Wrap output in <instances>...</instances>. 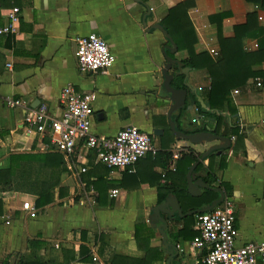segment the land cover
Segmentation results:
<instances>
[{
    "label": "crops",
    "instance_id": "0c3cea01",
    "mask_svg": "<svg viewBox=\"0 0 264 264\" xmlns=\"http://www.w3.org/2000/svg\"><path fill=\"white\" fill-rule=\"evenodd\" d=\"M184 1L0 0V26L8 23L6 15L12 8L20 11L16 32L0 36V167L8 165L11 155L59 154L44 136L28 132L22 111L8 108L4 100L22 99L34 108L46 105L57 118L63 111L61 91L68 86L78 93H95L92 134L112 139L120 130L135 127L155 148L131 169L109 170L94 165L90 154L85 164H77L81 147H76L72 161L86 167V172L78 173L63 159L61 195L56 189L53 202L36 208L34 219L28 218L22 204L34 205L31 186L38 184L43 168L45 180H52L55 164L46 159L45 167L40 168L37 158L26 162L18 169L25 177L21 189L3 199L0 264L7 255H12L15 264L28 256L48 264H109L112 255L129 258L118 264L137 260L143 264H202L205 251L191 247L197 235L195 216L202 213L191 212L212 205L220 192L234 204L235 246L264 239V51L260 50L264 46V8L246 0H189L185 15L195 38L193 67L186 64L187 50L175 44L162 24L168 10ZM250 12L256 13L252 27L256 31L242 38L240 46L244 52L261 55V60H252L254 76L230 90L222 110L212 109L209 70L221 58L218 26L224 39H232L235 28L246 23ZM218 16L222 18L218 20ZM158 25L176 45L175 53H170L171 43ZM90 34L100 37L115 58L105 73L89 75L78 70L75 41ZM167 57L189 69L186 79L178 75L176 65L167 72L173 76L171 86L186 93L183 107L170 117L172 101L163 88ZM231 66L233 73L241 74L246 63L236 58ZM213 114L221 116L218 129ZM169 120L181 133L210 132L228 138L229 146L202 158L209 147L220 142L194 145L179 140ZM175 150L184 155L173 171L170 164ZM195 163L192 177L202 180L208 189L198 188L200 194L193 197L186 178ZM209 173L217 176L210 185L203 180ZM114 189L119 193L111 198ZM168 197L179 201L182 216L175 214L164 230V241L156 229L153 209ZM160 216L167 218L164 213ZM32 240L42 244L30 246ZM93 253L97 261H92ZM256 264H264V260L258 258Z\"/></svg>",
    "mask_w": 264,
    "mask_h": 264
},
{
    "label": "built area",
    "instance_id": "2783aa9c",
    "mask_svg": "<svg viewBox=\"0 0 264 264\" xmlns=\"http://www.w3.org/2000/svg\"><path fill=\"white\" fill-rule=\"evenodd\" d=\"M19 13L18 8H12L7 13L8 23L0 26V36L16 32ZM75 44L76 62L81 73H105L113 65L114 56L97 35L78 37ZM256 86H261L259 81ZM95 98V93H78L69 86L64 88L59 98L63 111L57 118L49 113L46 105L34 108L22 99L8 98L4 101L8 108L22 111L23 123L28 132H35L42 138L46 135L50 146L60 153L66 162H70L78 173H85L87 170L72 161L78 146L81 147V154L75 161L77 164H85L87 155L90 154L94 165H103L109 170L131 169L146 155L155 152L151 139L135 127L120 130L112 139L92 134L90 113ZM180 155L178 150L172 154L171 170H175ZM118 193L119 191L114 189L110 191L109 196L115 198ZM21 208L29 217L34 218L37 214L36 208L30 202H24ZM194 228L197 235L192 240L191 247L205 251L202 264H256L258 258L264 260V239L241 247L235 246V208L231 198L225 194L222 201L212 210L195 216ZM92 256L93 261L98 260L95 253Z\"/></svg>",
    "mask_w": 264,
    "mask_h": 264
},
{
    "label": "trees",
    "instance_id": "16d2710c",
    "mask_svg": "<svg viewBox=\"0 0 264 264\" xmlns=\"http://www.w3.org/2000/svg\"><path fill=\"white\" fill-rule=\"evenodd\" d=\"M249 3H253L254 5H258L259 7L264 8V0H246ZM190 7L189 0H186L182 3H178L175 7L168 10L166 17L162 21L164 27L168 30L172 40L175 42L179 48H185L189 54V59L187 60L188 65L195 66L193 62V57H195L193 51V44L195 41L193 28L190 24V21L185 15V10ZM218 20L222 18V16L217 17ZM257 19L255 12H250L247 14L246 23L240 27H236L234 30V37L232 39H224L220 33V27L218 26V41L220 44L221 49V58L216 61L214 64H211L212 68L209 70V75L211 78V85L209 91V105L212 109L222 110V105L226 102V97L228 96L230 90L236 87V84L245 83L246 80L250 77H253L254 74L251 71V63L252 60H261V55L257 54L256 52H244L241 49L240 43L242 38L251 36L250 33L256 31V28H252L254 21ZM213 21L214 18H211ZM255 26V25H254ZM260 50L264 51V46L260 47ZM239 58L242 59L246 63V67L244 72L241 74L233 73L232 69V62L234 59ZM233 79H238L237 81L233 82ZM210 114V113H207ZM217 118V129L221 124V116H216ZM233 133L236 134L237 139L241 138L240 133L237 129H232ZM44 141L49 143V138L45 137ZM60 154V153H59ZM57 153L45 155V154H37L35 156L31 155H24V154H17L11 155L9 157V163L6 167H0V217L3 215V199L5 196H10L9 194L13 192H18L21 189L22 182L21 180L24 179V175L22 172L18 171V169L23 165L26 166V162L29 163L31 159L37 158L39 160V167H45L46 159L49 161H53L55 164V171L53 177L48 179V182L45 180V168L43 171H39L40 180H38V184H33L31 188H33V194L35 195L36 199L34 201L35 208H43L44 206L50 204L54 200V191L58 189L59 196L61 195V186L59 177L65 169H63V157L62 155ZM181 156L184 153L180 152ZM211 156V155H209ZM44 162H41V161ZM210 174V173H209ZM204 177V182L208 185L212 183L213 180H216L217 176L215 174H210ZM43 176V179L41 177ZM220 188L222 190H227V185L221 184ZM37 216V214H36ZM36 216L34 218H36ZM29 219H34L33 217H29ZM28 244L31 246L33 244H42L38 241L32 240L29 241ZM12 255H7L2 260L1 264H15L11 261ZM129 259L126 256H118L112 255L108 262L109 264H118V261L127 260ZM91 261V259H90ZM93 261V260H92ZM132 264H143V261L137 260L136 262L130 261ZM48 261H42L39 258L21 257L16 264H48ZM56 263V262H55ZM51 262L50 264H55ZM58 264V263H57ZM128 264V263H127Z\"/></svg>",
    "mask_w": 264,
    "mask_h": 264
},
{
    "label": "water",
    "instance_id": "95a60500",
    "mask_svg": "<svg viewBox=\"0 0 264 264\" xmlns=\"http://www.w3.org/2000/svg\"><path fill=\"white\" fill-rule=\"evenodd\" d=\"M157 28L164 34V37L166 39H168L171 43L172 48L169 50L170 53H175V51L177 50L176 45L172 42L170 36L168 35V33L164 30V28L160 25L157 26ZM172 65H176L177 69H178V75L180 76H184L186 79V76L188 74V68H184L183 64L179 61H175L173 59H171L170 57L166 58V65L163 69L165 75H164V82H163V88L164 90L167 92L168 97L170 98V100L172 101V105L169 109L168 112V117H170V115L175 112L176 110H178L179 108L183 107L184 105V101H185V97H186V93L183 89H175L174 87L171 86L172 81H173V76L169 75L167 72L171 69ZM183 86L188 88V85H186L185 83H183ZM169 124H170V129L171 131L174 133V135L179 139V140H186L188 142H190L191 144L194 145H198L201 143H211L214 141H219V145H213L211 147H209L203 154H202V158L208 156L209 154L213 153L214 151L218 150V149H226L229 146V139L226 137H218L213 135L210 132H202V133H196V134H184L181 133L179 131H177L173 125V123L169 120ZM157 132V131H155ZM217 154H220L219 152ZM201 162V160H199L197 163ZM197 163H195L189 170L188 174H187V185H188V193L191 196H197L200 194V191L198 190V188H205L208 189V187L206 185H204V183L202 182V180H194V178L192 177V171L193 169L196 167ZM216 190V189H215ZM219 191V190H218ZM220 192V191H219ZM223 199V194H221L220 192V197L217 201L213 202L212 205H210L209 207L205 208V209H201V210H197V211H193L191 212L196 213H205L208 212L210 210H212L214 207L217 206L218 203H220ZM160 213H164L167 215V218L164 219L160 216ZM190 213V214H191ZM153 214L156 216V222H155V226L156 229L160 232L163 240L165 241L166 239V235L164 234V230L166 229V227L168 226V224L170 222H173L175 220V214L179 217H181V208H180V203L179 201L174 198V197H168L165 202L161 205H158L156 208L153 209ZM167 248H168V252L170 245L167 244ZM172 251H174V247L172 248ZM169 264V263H167Z\"/></svg>",
    "mask_w": 264,
    "mask_h": 264
}]
</instances>
